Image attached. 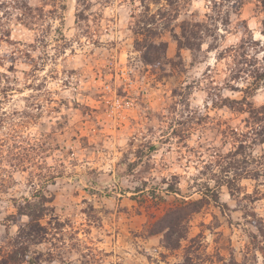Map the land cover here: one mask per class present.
<instances>
[{
    "label": "clouds",
    "instance_id": "obj_1",
    "mask_svg": "<svg viewBox=\"0 0 264 264\" xmlns=\"http://www.w3.org/2000/svg\"><path fill=\"white\" fill-rule=\"evenodd\" d=\"M0 264H264V0H0Z\"/></svg>",
    "mask_w": 264,
    "mask_h": 264
}]
</instances>
